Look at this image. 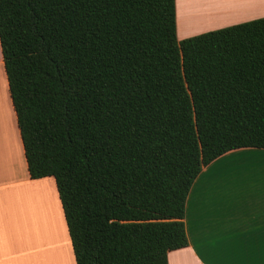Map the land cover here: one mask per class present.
Masks as SVG:
<instances>
[{
    "label": "trees",
    "instance_id": "trees-1",
    "mask_svg": "<svg viewBox=\"0 0 264 264\" xmlns=\"http://www.w3.org/2000/svg\"><path fill=\"white\" fill-rule=\"evenodd\" d=\"M0 47L76 264H168L202 168L264 148V16L178 40L175 0H0Z\"/></svg>",
    "mask_w": 264,
    "mask_h": 264
},
{
    "label": "crops",
    "instance_id": "crops-1",
    "mask_svg": "<svg viewBox=\"0 0 264 264\" xmlns=\"http://www.w3.org/2000/svg\"><path fill=\"white\" fill-rule=\"evenodd\" d=\"M224 1L206 29L264 16V0ZM184 225L188 244L168 251V264H264V148L232 149L204 166L188 191ZM64 236L76 264L54 177L29 175L0 47V264H66Z\"/></svg>",
    "mask_w": 264,
    "mask_h": 264
},
{
    "label": "rangeland",
    "instance_id": "rangeland-1",
    "mask_svg": "<svg viewBox=\"0 0 264 264\" xmlns=\"http://www.w3.org/2000/svg\"><path fill=\"white\" fill-rule=\"evenodd\" d=\"M182 2H183L182 4L180 3L182 6H180V18H179V22H178L179 25H178V27L176 25V28H177L176 29L177 30L176 35H177L178 40L185 38V37L193 36V35L208 31V30H213V29H206V28L210 24H212L214 21H217L220 19L219 17L221 14H223V12L225 10V6H226V2L224 0H211V1L210 0H200L199 3L197 4V8L195 9L194 8V0H192L191 1V5H192L191 8L192 9L190 10V8H189L190 5L186 4L185 0ZM187 3H188V0H187ZM187 5H188V7H187ZM184 9H185V12L183 11ZM204 10H206L209 13L210 17L207 19V22L204 21L203 23H200V25H197V22H195V17H197L198 13L201 12V15L207 16ZM182 15L183 16L185 15L187 17V18H185V16H184V19H185L184 21H182ZM184 25L186 26L187 30H183ZM183 34H191V35L183 36ZM56 239H57L56 237L53 238L52 243L55 245V247H58L56 245L58 244L59 241H56ZM64 240H65V244H64L63 248H60V249H62V251L64 252L65 262H66V264H74L73 254H72V251L70 249L69 241L67 244V240H66L65 236H64V239H62V241L64 242ZM60 249H59V252H57L56 249H53V250L55 252H57L58 254H60L61 253Z\"/></svg>",
    "mask_w": 264,
    "mask_h": 264
},
{
    "label": "bare ground",
    "instance_id": "bare-ground-1",
    "mask_svg": "<svg viewBox=\"0 0 264 264\" xmlns=\"http://www.w3.org/2000/svg\"><path fill=\"white\" fill-rule=\"evenodd\" d=\"M184 12H185V9L183 10ZM183 12V13H184ZM200 12V11H199ZM182 13V14H183ZM189 14V13H188ZM185 16V15H184ZM184 16L182 15V18H183V20H185L184 19ZM185 18H187L186 16H185ZM204 19H205V16L204 15H201V12L200 13H198V15H197V17H195V22H197V25H200V23H202L203 21H204Z\"/></svg>",
    "mask_w": 264,
    "mask_h": 264
}]
</instances>
